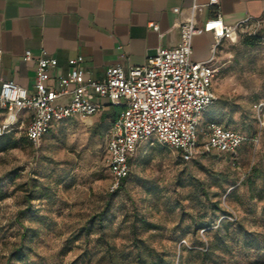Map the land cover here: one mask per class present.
I'll use <instances>...</instances> for the list:
<instances>
[{"label": "rangeland", "instance_id": "rangeland-1", "mask_svg": "<svg viewBox=\"0 0 264 264\" xmlns=\"http://www.w3.org/2000/svg\"><path fill=\"white\" fill-rule=\"evenodd\" d=\"M244 29L219 46L202 125L214 118L253 139L236 162L213 152L186 164L146 140L113 192L110 118H68L39 144L17 124L18 146L0 151V264H264V24ZM106 201L103 223L90 220Z\"/></svg>", "mask_w": 264, "mask_h": 264}, {"label": "built area", "instance_id": "built-area-1", "mask_svg": "<svg viewBox=\"0 0 264 264\" xmlns=\"http://www.w3.org/2000/svg\"><path fill=\"white\" fill-rule=\"evenodd\" d=\"M219 1L209 0V5ZM204 5L194 2L189 7L174 8L179 15L174 25L181 32L177 46L161 47L144 64L128 70L121 64L112 65L103 79L91 76L83 65L85 57L78 55L70 58L69 72L60 75L56 84H51L50 73L57 66V58L46 50L35 56L28 49L24 58L36 64L34 90L14 80L1 79L0 133L17 124L24 126L20 113L28 111L30 120L26 133L39 144L61 121L103 111L104 100L120 105L105 138L111 189L118 188L129 174L130 158L146 140H157L175 149L184 161L209 152H236L249 137L217 120L202 127L204 113L217 99L214 82L221 71L217 54L222 41L236 42L245 26L262 21L248 18L228 24L215 12L200 22L198 14ZM150 25L158 29L153 22ZM203 32H212L215 40L209 58L195 60L192 58L194 37ZM66 94L71 95L70 102H59Z\"/></svg>", "mask_w": 264, "mask_h": 264}, {"label": "crops", "instance_id": "crops-1", "mask_svg": "<svg viewBox=\"0 0 264 264\" xmlns=\"http://www.w3.org/2000/svg\"><path fill=\"white\" fill-rule=\"evenodd\" d=\"M194 2L205 4L198 14L200 22L218 12L228 24L248 18L264 24V0H220L215 5H209V0H0V86L1 79H10L34 90L36 64L24 58L28 49L35 56L46 50L57 58V66L50 73L51 84L69 72L70 58L78 55L85 57L84 67L97 79H103L107 68L115 64L126 70L142 65L159 48L179 44L180 28L174 25L179 15L174 8L189 7ZM152 22L158 29L150 25ZM214 40L212 32L196 35L192 58H209ZM70 100V94L58 99L61 103ZM104 101L106 108L98 112L101 117L117 108ZM20 118L27 125L30 112L22 111Z\"/></svg>", "mask_w": 264, "mask_h": 264}, {"label": "trees", "instance_id": "trees-1", "mask_svg": "<svg viewBox=\"0 0 264 264\" xmlns=\"http://www.w3.org/2000/svg\"><path fill=\"white\" fill-rule=\"evenodd\" d=\"M257 37H259L258 35H257ZM253 38H255L254 36H251V37H249V39H253ZM246 41V43H248V44H251V43H253L252 41H249L248 42V40H245ZM120 109H121V106L120 105H117V108L116 109H114L113 111H111V112H106V113H104L103 114V117H105V118H110V119H114L115 118V116L117 115V111L119 112L120 111ZM208 109V108H207ZM207 111V110H206ZM205 111V112H206ZM214 120V118H210L208 121H206V125L210 122V121H213ZM204 123V122H203ZM14 129H17V126H14L12 129H10V130H8V131H5V132H3V133H0V151H5V150H7V149H9V148H12V147H16V146H18V144H19V139L18 138H16V137H14L11 133H12V131L14 130ZM51 131V130H50ZM49 131V132H50ZM48 132V133H49ZM48 133H46V134H48ZM45 134V135H46ZM25 135H26V137L32 142V143H34L29 137H28V135H27V133H26V128H25ZM44 135V136H45ZM43 136V137H44ZM42 137V138H43ZM42 140V139H41ZM250 143H252V140L251 139H249L248 141H246L245 143H243L239 148H238V150L236 151V152H223V153H225V154H227L232 160H233V162H236V160H238V155H239V151L241 150V148L242 147H244V146H246L247 144H250ZM213 154V152H209V153H204V154H201V155H199V156H197V157H195V158H193L192 160H190V161H184L181 157H179L180 158V160L182 161V162H184V163H189V162H193V161H200V160H202V159H205V158H207V157H209V156H211ZM220 154H222V153H220ZM133 156H134V154L131 156V158H130V166H131V170H132V158H133ZM108 168H109V166H108ZM109 170H110V168H109ZM131 170H130V172H129V174L121 181V184H120V186L118 187V188H116V189H111V191H113V192H116V191H119V190H121L123 187H124V185H125V183H126V181H127V179L129 178V176H130V174H131ZM110 173H111V171H110ZM110 202L109 201H106V203H105V206H104V208L102 209V210H100L99 212H97L96 214H93V215H91L90 216V220H92V221H99L100 223H103V221H104V219H105V216H106V214H107V211H108V208H109V206H110V204H109ZM7 264V263H6Z\"/></svg>", "mask_w": 264, "mask_h": 264}, {"label": "bare ground", "instance_id": "bare-ground-1", "mask_svg": "<svg viewBox=\"0 0 264 264\" xmlns=\"http://www.w3.org/2000/svg\"><path fill=\"white\" fill-rule=\"evenodd\" d=\"M84 120H87V122H88L89 124H91V123L94 121V118L84 119Z\"/></svg>", "mask_w": 264, "mask_h": 264}]
</instances>
